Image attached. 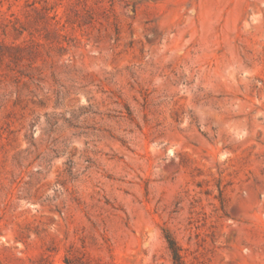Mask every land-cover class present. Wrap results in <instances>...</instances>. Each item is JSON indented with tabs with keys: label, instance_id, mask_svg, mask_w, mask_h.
Segmentation results:
<instances>
[{
	"label": "rangeland",
	"instance_id": "1",
	"mask_svg": "<svg viewBox=\"0 0 264 264\" xmlns=\"http://www.w3.org/2000/svg\"><path fill=\"white\" fill-rule=\"evenodd\" d=\"M0 264H264V0H0Z\"/></svg>",
	"mask_w": 264,
	"mask_h": 264
},
{
	"label": "trees",
	"instance_id": "2",
	"mask_svg": "<svg viewBox=\"0 0 264 264\" xmlns=\"http://www.w3.org/2000/svg\"><path fill=\"white\" fill-rule=\"evenodd\" d=\"M171 245V249L173 250V252L176 254V249H175V245L173 243H170Z\"/></svg>",
	"mask_w": 264,
	"mask_h": 264
}]
</instances>
